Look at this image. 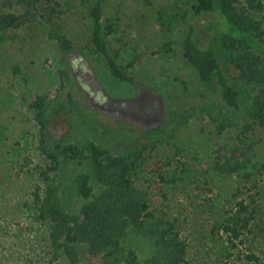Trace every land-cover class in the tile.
Instances as JSON below:
<instances>
[{"label":"rangeland","instance_id":"rangeland-1","mask_svg":"<svg viewBox=\"0 0 264 264\" xmlns=\"http://www.w3.org/2000/svg\"><path fill=\"white\" fill-rule=\"evenodd\" d=\"M54 1L62 11L57 34L71 43L72 51L64 53L39 21L0 31V264H67L62 255L54 260L47 247L46 228L35 220L31 206L30 194L39 185L34 169L48 163L38 147L30 104L36 96L47 95L53 99L51 111L65 106L68 92L83 105L84 113L90 109V119L78 110L50 118L53 140L77 146L93 142L112 153L148 143L137 151L140 159L134 167L141 170L137 169L135 186L153 213L176 221L188 244L189 263L253 264L236 259L239 248L231 251L230 261H222L218 256L219 247L224 245L222 236L214 240L209 236V217L212 213L219 216L220 209L241 188L240 176L223 179L213 174V154L220 145L238 146L239 125L249 96L246 87L235 80V72L215 37L216 30L205 31L200 25L195 40L201 47L214 49L225 76L238 91L241 109L233 114L211 86L198 81L181 57L176 0H102L103 19L114 24L116 31L104 36L108 55L133 78L134 85L114 79L104 57L89 43V10L94 0ZM133 55L138 60L129 65ZM168 93L177 94L178 104L187 111L174 121H164ZM137 99L152 109L150 115L126 119L124 108L136 107L130 102ZM225 117L229 131L218 137ZM154 127H161L163 134L146 142V131ZM245 163V167L264 163V132ZM159 165L163 168L154 173ZM79 173H89L85 162L61 161L52 175L59 191L57 199L69 212H76L81 205L74 183ZM90 181L95 186L93 179ZM203 187L218 195L212 209L202 204L206 197ZM255 192L259 209L244 245L257 256L256 264H264V175L256 177V188L248 195ZM123 247L133 249L140 259L152 253L150 241L135 232L127 234Z\"/></svg>","mask_w":264,"mask_h":264},{"label":"trees","instance_id":"trees-1","mask_svg":"<svg viewBox=\"0 0 264 264\" xmlns=\"http://www.w3.org/2000/svg\"><path fill=\"white\" fill-rule=\"evenodd\" d=\"M186 1L176 0L182 59L192 68L200 83L214 89L228 113L238 112L241 109L240 95L225 76L216 52L209 46H199L195 40L200 25L205 31L216 30L215 37L235 72V80L246 87L249 94L244 107L245 117L239 125L238 146L220 145L213 154V174L223 179L240 176L241 188L232 195L227 207L220 209L219 216L212 213L209 217V236L211 240L217 235L222 236L224 245L218 250L222 261H230L233 257L231 251L239 248L238 261L256 264L257 256L244 244L259 209L257 193L248 194L256 188V177L264 175V163L259 167H245V161L253 151L256 139L264 132V3L263 0ZM60 7L54 0H0V31L17 30L39 21L59 42L61 50L68 53L73 49L71 43L57 34L62 15ZM205 20L208 22L204 23ZM89 22V43L96 54L104 57L110 75L122 83L134 85L133 78L108 55L104 36L116 31L114 24L103 19L102 0L93 1ZM137 60L138 56L133 55L129 65ZM65 76L69 77L67 72ZM177 94L168 93L164 98L167 110L164 121H174L187 112L178 104ZM52 100L47 95H40L30 104L38 147L48 163L46 167L34 169L39 185L30 196L35 220L46 228V243L54 260L62 255L67 264H190L188 244L181 237L176 221H169L164 214L153 213L135 186V176L141 170L134 167L140 159L137 151L147 147L148 143L112 153L93 142L77 146L53 140L49 134L50 118L67 116L77 110L83 112V105L68 92L65 106L49 111ZM130 104L136 107L124 108L122 113L126 119H143L152 110L142 100ZM89 113L90 109L83 112L86 120L90 119ZM224 122L218 127V137L229 131L226 117ZM162 134L161 127L150 128L145 134L146 142ZM61 161L88 165L89 173H79L75 177V194L81 200L76 212L66 211L57 199L59 191L52 175L58 171ZM162 168L161 165L155 167L154 173ZM201 190L206 195L201 199L202 204L212 209L217 203V193L208 187ZM237 197L241 199L235 201ZM129 232L150 241L152 253L148 257L140 259L133 249L123 247Z\"/></svg>","mask_w":264,"mask_h":264}]
</instances>
